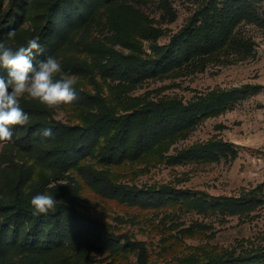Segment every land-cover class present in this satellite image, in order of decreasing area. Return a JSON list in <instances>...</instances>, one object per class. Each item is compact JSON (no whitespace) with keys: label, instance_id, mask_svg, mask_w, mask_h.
<instances>
[{"label":"trees","instance_id":"16d2710c","mask_svg":"<svg viewBox=\"0 0 264 264\" xmlns=\"http://www.w3.org/2000/svg\"><path fill=\"white\" fill-rule=\"evenodd\" d=\"M4 1L0 0V42L17 50L26 46L29 39L39 37L43 51L34 56V64L52 55L61 59L62 74H80L90 72L89 67L64 52L80 31L96 21L101 8L108 9L118 3H124L126 8L110 9L109 18L117 32L124 31L128 29L130 17H119L120 10H129L131 17L143 15L137 6L146 0H33L32 5L42 7V16L30 25L28 34L23 28L25 12L22 8L31 1L8 0L3 8ZM158 1L165 14L173 18L171 0ZM198 1V8L170 41L153 47V55L101 47L106 56L102 67L104 76L139 83L196 60L197 63L203 61L226 48H251V42L239 35L238 28L243 23L264 26V0ZM140 26L141 33L147 37L154 34L156 38L163 32L147 24ZM12 31L15 36L9 38L8 33ZM69 58L72 60L66 61ZM0 75L6 76V70L0 69ZM74 88L78 93L74 103L95 108L74 124L57 119L54 108L38 100L24 97L20 101L30 116V123L17 126L12 140L3 142L0 150V264H72L64 261L66 249L78 254L107 252L119 260L133 253L137 264H264V244L242 251L216 249L203 254H186L169 262L153 260L146 241L115 229L105 219L81 208L82 185L75 177L67 175V182L57 181L77 168L84 184L98 196L128 207L142 210L167 207L173 208L174 213L197 211L224 218L250 215L264 206V183L243 188L239 195L218 196L171 184L138 187L121 183L108 170L82 164V161L93 156L100 165L116 166L150 154L162 157L163 149L171 141L187 134L202 119L219 115L256 93L258 86L245 84L213 89L186 102L172 96L126 103L113 101L99 84L94 91ZM125 93L123 90L120 97L127 100ZM46 127L53 130V138L39 136L40 130ZM237 155L234 143L211 138L178 150L167 159L175 164L212 163ZM27 157L48 170L34 184L30 183L34 168ZM52 181V186L47 187ZM46 192L57 199L56 208L47 216L33 215L31 198ZM204 226L203 222H195L187 230L198 233ZM160 227L166 237L172 236V224ZM168 239L163 238L162 243Z\"/></svg>","mask_w":264,"mask_h":264},{"label":"rangeland","instance_id":"374dc122","mask_svg":"<svg viewBox=\"0 0 264 264\" xmlns=\"http://www.w3.org/2000/svg\"><path fill=\"white\" fill-rule=\"evenodd\" d=\"M31 3L24 5L25 23L28 28L40 20L42 7ZM8 0L4 1L3 8ZM198 0H171L174 17L166 15L158 0H146L137 6L144 12L132 17L129 10H120L119 17H130L128 29L121 31L112 26L110 9L125 7L118 3L99 11L96 21L82 29L76 40L64 52L88 66L90 72L65 74L74 78V87L94 91L99 84L103 92L113 101L129 102L143 99L177 97L190 101L213 89H230L252 84L259 87L256 93L235 103L229 110L209 118L202 119L191 131L171 141L162 151V157L146 155L136 161H127L116 166H103L96 157L85 158L82 164L95 168H104L121 183L138 187L171 184L177 188H190L206 191L211 195H239L243 188H250L264 183V26L243 23L238 33L251 42V48H226L218 54L197 63L185 65L162 74L147 78L139 83L118 81L104 76L102 67L106 56L100 48H113L123 52H137L143 56L152 54L155 45H166L187 19L198 8ZM129 15V16H128ZM126 17V18H127ZM161 28L162 33L144 36L142 26ZM153 55V54H152ZM61 61V59H58ZM69 58L66 61H71ZM123 90L127 100L122 99ZM24 97H28L25 95ZM22 97V98H24ZM21 98V99H22ZM129 99V100H128ZM95 110L92 106L77 103L54 107V116L64 122L78 123L85 115ZM219 138L232 142L238 149L236 158H222L212 163H171L168 155L177 153L191 144ZM3 142L0 143V150ZM156 153V152H155ZM33 165L34 174L30 183L42 179L48 170L27 157ZM67 175L75 177L82 185L81 208L105 219L115 229L130 233L136 239L146 241L153 260L171 261L186 254L228 249L242 251L252 246L264 244V206L247 216L234 215L226 218L220 215H205L197 211L173 212V208L142 210L128 207L117 201L98 196L78 175L73 168L61 177L60 182H67ZM53 181L47 184L52 186ZM46 194L50 195L48 192ZM170 213L169 215H166ZM160 222V224H159ZM195 222L205 226L200 232H189ZM172 224L170 237H166L161 225ZM163 238H169L163 244ZM64 261L72 264H137L133 253L128 258L117 259L107 252H89L78 254L66 249ZM62 254V255H63Z\"/></svg>","mask_w":264,"mask_h":264},{"label":"clouds","instance_id":"9594fccd","mask_svg":"<svg viewBox=\"0 0 264 264\" xmlns=\"http://www.w3.org/2000/svg\"><path fill=\"white\" fill-rule=\"evenodd\" d=\"M9 38L15 32L8 33ZM43 51L39 37L31 38L26 46L17 50L0 42V142L12 140L15 128L29 125L30 116L21 107V98L27 95L41 104L54 108L69 105L78 100L74 85L76 80L62 74L61 62L52 55L33 63L35 55ZM59 77V78H57ZM41 139L53 138L51 128L39 132ZM33 215L47 216L57 206V199L48 194H37L31 198Z\"/></svg>","mask_w":264,"mask_h":264}]
</instances>
